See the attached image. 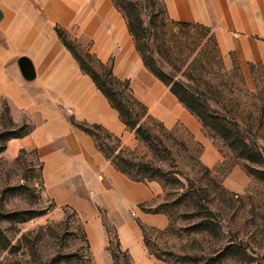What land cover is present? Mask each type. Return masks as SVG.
Instances as JSON below:
<instances>
[{"label": "crops", "instance_id": "1", "mask_svg": "<svg viewBox=\"0 0 264 264\" xmlns=\"http://www.w3.org/2000/svg\"><path fill=\"white\" fill-rule=\"evenodd\" d=\"M169 18L202 24L213 33L219 52L236 62L246 76L264 66V0H163ZM112 63L114 75L129 80L134 96L164 127L188 146L199 144V161L215 168L223 155L202 122L143 63L124 13L114 0H0V106L5 101L13 122L27 121L30 133L10 138L3 154L23 149L41 163L43 192L57 206L81 216L94 264H113L109 236L99 210L117 231L120 246L133 264H168L150 253L139 223L164 230L168 216L139 205L154 206L162 192L156 180L135 181L119 171L98 149L95 139L71 117L99 124L138 143L118 112L84 73L55 27ZM251 178L236 166L225 184L245 189Z\"/></svg>", "mask_w": 264, "mask_h": 264}, {"label": "rangeland", "instance_id": "2", "mask_svg": "<svg viewBox=\"0 0 264 264\" xmlns=\"http://www.w3.org/2000/svg\"><path fill=\"white\" fill-rule=\"evenodd\" d=\"M125 1L137 6V13L148 25L152 0ZM154 7L157 17L153 23L162 32L159 19L165 18L163 1L155 0ZM167 36L182 42L174 53L183 62L177 71L165 64L166 70L175 71L176 79L204 91L201 98L206 106L198 112L207 120L218 114L236 119L248 150L241 152L231 146V136L218 134L210 126L203 127L223 155L213 169L199 161V144L188 146L174 131L156 129L170 148L173 162L161 163L142 142L126 145L171 172L181 171L179 178L185 185L181 188L177 182L157 180L162 192L150 210L164 212L169 222L164 230L148 231V250L168 264H264V66L251 67L245 76L235 61L228 65L216 51L209 27L169 24ZM77 45L83 57L85 48ZM5 105L2 101L0 147L4 149L10 131L32 129L27 121L15 123L11 119L10 123L2 115ZM91 130L99 142L107 141L101 130ZM3 151L0 264H94L79 213L55 205L44 194L41 164L35 153L26 151L17 159L19 154L9 158ZM236 166L251 178L245 189L234 190L224 183ZM186 188L188 193L182 195Z\"/></svg>", "mask_w": 264, "mask_h": 264}, {"label": "trees", "instance_id": "3", "mask_svg": "<svg viewBox=\"0 0 264 264\" xmlns=\"http://www.w3.org/2000/svg\"><path fill=\"white\" fill-rule=\"evenodd\" d=\"M114 2L117 8L123 11L125 15L129 32L133 36L135 46L141 55L144 65L169 87L170 91L184 106L201 120L203 126H210L218 134H228L229 138L231 136L229 144L241 149V152H246L248 150V143L247 139L241 133L242 128L240 123L236 121V119L233 120L228 118L227 120L225 116H220L219 114L207 120L198 112L199 108L206 106L205 100L201 98L204 91L201 92L193 85L175 78V71L180 69L183 60L177 53H174V51L175 48H181L182 42L177 38H168V25L206 26L198 23L175 21L169 18L163 2L165 18L159 19V23L163 26L162 32H159L156 29V25L153 23L157 17L154 7L155 0L151 1L149 9L151 16L149 24L146 26L144 25V20L137 13L138 8L135 4L127 3L125 0H114ZM55 29L63 44L69 49L79 63L81 70L92 78L95 86L118 112L120 119L126 127L135 133L137 141L144 143L153 154L157 155L160 160H162L161 163L166 160L173 162L170 148L156 131V129H160L163 132H169L170 130L166 129L160 121L155 119L148 112L147 107L134 96L129 80L117 78L113 73L112 63H104L97 58L95 54L90 52L89 48L84 50L83 57H81L78 52L77 43L68 37L65 30L58 26L55 27ZM211 34L213 35L212 32ZM213 38L215 39L214 35ZM215 46L216 51L219 52L216 39ZM155 53H157L159 57H156ZM93 64H96L101 72L97 71ZM165 64L170 65L175 71L166 70ZM183 74L188 73L184 71ZM2 115L6 116L7 120L12 123L7 105L4 106ZM71 122L78 129L91 135L95 139L98 149L105 157L111 161L115 168L126 174L130 179L142 182L163 180L164 183L177 182L180 184L181 188L185 186L183 181L179 178V176L182 175L181 171L177 170L171 172L169 169L155 163L145 155L137 153L135 148H129L123 145L119 136L112 134L103 126L77 121L73 117H71ZM91 129L101 130L107 141L102 143L99 142ZM31 130V128L23 132H15L13 130L10 131L7 138L21 137L30 133ZM181 144L185 147L184 143ZM3 150L4 147H0V152ZM25 152V150L21 149L17 159ZM188 191V188H186L182 195L187 194ZM139 206L141 209L150 212H161L160 210H150V207L144 204ZM99 212L102 223L109 236L107 250L111 255L113 264H133L129 252L121 248L116 228L107 220L105 211L100 209ZM139 224L144 234L145 245L148 248L147 233L151 229L142 223ZM156 257L159 258L158 256Z\"/></svg>", "mask_w": 264, "mask_h": 264}]
</instances>
